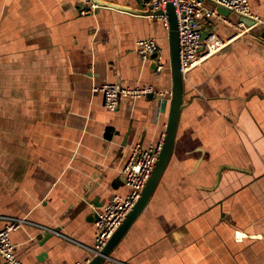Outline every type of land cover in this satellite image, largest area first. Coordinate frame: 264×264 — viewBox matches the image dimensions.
I'll use <instances>...</instances> for the list:
<instances>
[{"label":"crops","instance_id":"crops-1","mask_svg":"<svg viewBox=\"0 0 264 264\" xmlns=\"http://www.w3.org/2000/svg\"><path fill=\"white\" fill-rule=\"evenodd\" d=\"M81 1L0 0V229L26 219L9 235L23 264L90 261L89 212L129 193L130 147L162 142L168 121V29L107 6L81 15ZM248 2L253 25L232 12L204 25L231 43L184 75L170 160L105 264H264V0ZM146 38L159 71L134 50ZM104 83L153 96L109 111L92 91Z\"/></svg>","mask_w":264,"mask_h":264},{"label":"built area","instance_id":"built-area-1","mask_svg":"<svg viewBox=\"0 0 264 264\" xmlns=\"http://www.w3.org/2000/svg\"><path fill=\"white\" fill-rule=\"evenodd\" d=\"M168 3L173 5L177 19L179 66L183 76L193 65L219 53L231 43L232 38L218 34L215 29L204 27L215 18H222V15L216 11L218 6L239 16L248 17L254 20V23L259 21L251 13L248 0H139L140 5L137 10L142 12L161 10L162 14H150L149 16L158 18L168 29V17L165 14ZM98 6L93 0H82L78 10L81 15H85L93 13ZM204 32L207 34L203 38L202 33ZM134 50L142 59H148V55L155 51L159 52L154 38L136 40ZM161 61L159 55L157 71L162 68ZM92 91L102 93L104 108L114 111L120 98H138L152 92V89L150 86L131 88L118 83H104L93 86ZM161 146L162 142L147 149L137 144L130 147L129 156L120 171V177L129 188V193L112 196L99 211H96L93 256L100 253L138 200L155 166ZM24 223H26L25 218L12 217L0 229V261L4 264H23L15 257L14 245L11 243L9 235L11 231L20 228Z\"/></svg>","mask_w":264,"mask_h":264},{"label":"water","instance_id":"water-1","mask_svg":"<svg viewBox=\"0 0 264 264\" xmlns=\"http://www.w3.org/2000/svg\"><path fill=\"white\" fill-rule=\"evenodd\" d=\"M96 4L100 6H107L112 8H118L123 10H129L133 13L144 14V15H159L162 14L161 10H156L154 12H142L136 9H128L124 7H119L117 5L102 1V0H93ZM209 6H211L209 4ZM216 11L224 16H228L231 12L223 7L218 6ZM165 14L168 17V38H169V65L171 73V94H170V107L168 121L165 129L164 138L162 141L161 150L159 152L158 158L156 160L155 166L151 172L150 177L148 178L145 186L143 187L141 194L138 200L135 202L133 207L127 213L125 218L122 220L121 224L114 231L106 245L100 251L99 254L93 256L90 261L86 264H105L106 259L109 257L110 252L115 248L119 243L122 237L125 235L127 230L130 228L131 224L136 220L139 214L142 212L143 208L146 206L148 200L152 196L161 175L166 168L172 151L174 147V141L176 136V131L179 123L180 113L184 106V76L180 70L179 66V36H178V26L177 19L174 12V7L171 3H168L166 6ZM239 22L251 26L254 24V20L245 17L239 16ZM206 32L202 33V37L206 36ZM264 38V31L262 33ZM159 52L155 51L148 55V59L153 63L154 68L157 66V58ZM147 98H152V92H149L145 95ZM88 217L92 220L96 217V212L91 211L88 214Z\"/></svg>","mask_w":264,"mask_h":264}]
</instances>
